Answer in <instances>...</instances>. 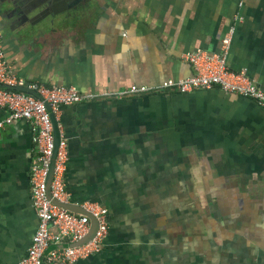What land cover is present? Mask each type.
<instances>
[{
  "label": "crops",
  "instance_id": "0c3cea01",
  "mask_svg": "<svg viewBox=\"0 0 264 264\" xmlns=\"http://www.w3.org/2000/svg\"><path fill=\"white\" fill-rule=\"evenodd\" d=\"M34 3L0 10L5 59L26 84L103 93L183 80L194 74L184 56L220 52L234 25L228 67L264 89V0ZM32 24L37 33L21 37ZM8 115L0 106V121ZM56 118L71 201L108 210L101 251L77 264H264V108L254 100L213 87L79 103ZM35 155L29 122L0 130V264H19L38 226Z\"/></svg>",
  "mask_w": 264,
  "mask_h": 264
},
{
  "label": "built area",
  "instance_id": "2783aa9c",
  "mask_svg": "<svg viewBox=\"0 0 264 264\" xmlns=\"http://www.w3.org/2000/svg\"><path fill=\"white\" fill-rule=\"evenodd\" d=\"M237 19L236 17V21ZM234 33L233 25L222 40L220 52L197 50L186 54L184 59L194 71L189 78L170 80L158 86H131L122 91L103 93H84L73 87L46 88L38 83L26 84L11 73L3 52L0 33V84L3 86L0 87V106L9 110L8 117L0 121V130L15 121L25 120L32 126L36 145V155L31 164L30 183L38 226L27 255L19 264H77L80 260L98 254L109 233L106 208L90 202L75 203L94 216L98 228L92 240L74 246L88 235L91 220L86 215L71 212L52 201L56 200L61 204L73 203L65 184L69 161L68 144L62 138L54 159L50 182L51 199L48 197L47 180L56 149L51 113L57 115L62 107L102 99H121L169 92L189 93L213 87L252 99L264 108V89L260 88L246 72H236L228 67V54ZM17 86H26L36 91L38 97L6 88ZM50 246H54V249L47 253Z\"/></svg>",
  "mask_w": 264,
  "mask_h": 264
},
{
  "label": "water",
  "instance_id": "95a60500",
  "mask_svg": "<svg viewBox=\"0 0 264 264\" xmlns=\"http://www.w3.org/2000/svg\"><path fill=\"white\" fill-rule=\"evenodd\" d=\"M31 1L35 2L34 5H33L34 8H37L39 10L44 11L46 9L54 8L58 4L63 5V4H61L63 2L65 3V5H67L66 4L67 2L72 3V5H74L73 2L75 0H31ZM20 2H21V0H0V10H3V7H4L5 4H9V5H12L14 7L15 11L18 12V8H19ZM30 7H31V5H30ZM66 7L71 8V6H68V5ZM11 13H13V10H12ZM64 22H65V25L71 26L70 23L67 20H65ZM41 25H42V28H41L40 31H45L49 27H51V29H52L56 25V20L53 18L52 20H50V23L49 24L46 23V22H42ZM19 29H20L19 34L23 38L32 37L38 31L36 29L35 25H33V24L31 25V27H28L27 25H23ZM0 87H3V86L0 84ZM6 88L7 89H12V90H17L19 92H22V93H25V94H29V95L38 97V94L36 93V91L30 90L26 86L6 87ZM48 109L50 110V106H48ZM51 118H52V122H53V126H54V137H55V148L56 149H55V154H54L53 159H52V162H51L50 172H49V176H48V180H47V184H48L47 194H48V197L50 199H51L50 182H51V178H52V171H53L54 159H55V156H56V152H57L59 143H60L61 138H62L61 137V133H60V129H59V122L57 121L56 115L53 114V113H51ZM52 201L56 205L62 206L64 208L68 209L71 212L78 213V214H82V215H86L91 220V228H90V231H89L88 235L85 238H83L80 242L74 244V246L83 245V244L88 243L90 240L93 239V237H94V235L96 233V230L98 228V222L94 218V216H92L90 213H88L82 207H80L78 205H75L73 203H70V204H61V203L57 202L56 200H52Z\"/></svg>",
  "mask_w": 264,
  "mask_h": 264
},
{
  "label": "flooded vegetation",
  "instance_id": "af4514ba",
  "mask_svg": "<svg viewBox=\"0 0 264 264\" xmlns=\"http://www.w3.org/2000/svg\"><path fill=\"white\" fill-rule=\"evenodd\" d=\"M89 0H83V5H86Z\"/></svg>",
  "mask_w": 264,
  "mask_h": 264
}]
</instances>
